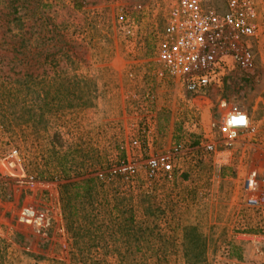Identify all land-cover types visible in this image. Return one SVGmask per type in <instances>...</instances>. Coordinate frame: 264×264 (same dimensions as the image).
<instances>
[{
  "label": "rangeland",
  "instance_id": "1",
  "mask_svg": "<svg viewBox=\"0 0 264 264\" xmlns=\"http://www.w3.org/2000/svg\"><path fill=\"white\" fill-rule=\"evenodd\" d=\"M175 2L0 0V79L18 97L0 118L1 264H264V249L238 235L262 231L240 184L263 158L264 37L250 40L251 70L233 63L189 96L158 74ZM232 109L258 141L221 166L196 147L180 172L149 176V155L197 145ZM26 209L47 224H27Z\"/></svg>",
  "mask_w": 264,
  "mask_h": 264
},
{
  "label": "built area",
  "instance_id": "2",
  "mask_svg": "<svg viewBox=\"0 0 264 264\" xmlns=\"http://www.w3.org/2000/svg\"><path fill=\"white\" fill-rule=\"evenodd\" d=\"M221 1L222 10L214 0H176L158 42L156 57L161 64L158 74L171 77L189 96L203 95L219 85L233 63L243 70H251L250 40L264 37L256 0ZM190 125L202 129L196 119H191ZM255 133L248 113L232 109L218 122L210 120L202 129L197 145L188 147L183 142H174L167 152L149 155V176L170 178L173 172H180L185 158L192 156L196 147L209 154L216 166H221L233 157L237 144L250 139L258 141L253 137ZM259 151L263 158L242 170L240 189L242 205L257 216V225L262 231L238 234L256 251L264 249V147ZM126 169L129 170H123ZM25 181L32 183L33 179L30 176ZM22 220L36 227L47 224L42 216L29 209L24 210Z\"/></svg>",
  "mask_w": 264,
  "mask_h": 264
},
{
  "label": "trees",
  "instance_id": "3",
  "mask_svg": "<svg viewBox=\"0 0 264 264\" xmlns=\"http://www.w3.org/2000/svg\"><path fill=\"white\" fill-rule=\"evenodd\" d=\"M3 77H5V76H3ZM7 79H5V78L0 79V118L1 119L5 118L6 116H8L11 113L10 111H8V109H9L8 105H11L12 103H14L15 98L18 100V97L16 95H14V93L11 92L12 88H10V86L12 85V83L9 82V80H7ZM21 88H24V83L21 84ZM83 179L84 180H80L78 182H81V181L82 182L83 181L88 182L93 178L92 177H86ZM65 185L74 187L75 185H77V182L72 180V181L67 182Z\"/></svg>",
  "mask_w": 264,
  "mask_h": 264
}]
</instances>
